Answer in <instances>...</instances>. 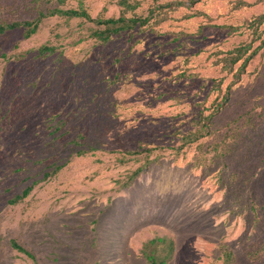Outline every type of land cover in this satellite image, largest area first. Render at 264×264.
<instances>
[{
    "label": "rangeland",
    "instance_id": "374dc122",
    "mask_svg": "<svg viewBox=\"0 0 264 264\" xmlns=\"http://www.w3.org/2000/svg\"><path fill=\"white\" fill-rule=\"evenodd\" d=\"M56 7L149 20L0 34V264H264V0H0V24Z\"/></svg>",
    "mask_w": 264,
    "mask_h": 264
},
{
    "label": "trees",
    "instance_id": "16d2710c",
    "mask_svg": "<svg viewBox=\"0 0 264 264\" xmlns=\"http://www.w3.org/2000/svg\"><path fill=\"white\" fill-rule=\"evenodd\" d=\"M197 0H191V3L196 2ZM52 15H58V16H66V17H80L87 21L93 22L97 25H102L104 28L102 30H97L93 33V36H95L98 40L101 42H106L110 39L111 35L119 33L120 31H123L125 29H130L134 27L135 25H144L148 22L149 17H125L124 15H119L117 17H108V18H102V17H92L87 11L84 9H62V8H53L52 10L48 11L47 13L39 12L38 16L34 20H26V21H13L10 23H2L0 24V34L5 32L8 29L23 27L24 28V37H29L32 35L37 27L39 22L42 18L46 16H52ZM53 47L49 46H41L39 48L40 53L45 52H52ZM252 54H249L248 57L245 58L244 63L251 57ZM30 191V187H27L23 190L21 195H17L16 198L24 197L27 195V193ZM162 241V238H153L150 241V243H153L155 241ZM13 247L18 249L21 252L26 253L29 257H32V254L27 252L24 248L21 246H18L15 242H12ZM146 260L151 264H165V260L161 259L159 262H157L156 258L152 254H146L145 255Z\"/></svg>",
    "mask_w": 264,
    "mask_h": 264
}]
</instances>
